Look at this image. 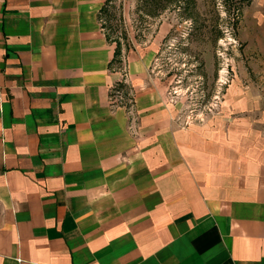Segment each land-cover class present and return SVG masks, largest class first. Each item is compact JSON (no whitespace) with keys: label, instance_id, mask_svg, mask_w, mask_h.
Returning a JSON list of instances; mask_svg holds the SVG:
<instances>
[{"label":"crops","instance_id":"0c3cea01","mask_svg":"<svg viewBox=\"0 0 264 264\" xmlns=\"http://www.w3.org/2000/svg\"><path fill=\"white\" fill-rule=\"evenodd\" d=\"M105 2L0 0V264H264L262 125H185L136 55L130 134Z\"/></svg>","mask_w":264,"mask_h":264},{"label":"rangeland","instance_id":"374dc122","mask_svg":"<svg viewBox=\"0 0 264 264\" xmlns=\"http://www.w3.org/2000/svg\"><path fill=\"white\" fill-rule=\"evenodd\" d=\"M262 15L264 0H107L101 25L121 72L150 60L147 81L191 123L251 119L264 131Z\"/></svg>","mask_w":264,"mask_h":264},{"label":"built area","instance_id":"2783aa9c","mask_svg":"<svg viewBox=\"0 0 264 264\" xmlns=\"http://www.w3.org/2000/svg\"><path fill=\"white\" fill-rule=\"evenodd\" d=\"M129 78L124 70L121 72L120 82L109 89V105L112 109H121L127 117V130L133 136L138 132V114L136 111V99L133 89L128 88ZM184 117L185 125L191 123L188 116Z\"/></svg>","mask_w":264,"mask_h":264},{"label":"trees","instance_id":"16d2710c","mask_svg":"<svg viewBox=\"0 0 264 264\" xmlns=\"http://www.w3.org/2000/svg\"><path fill=\"white\" fill-rule=\"evenodd\" d=\"M106 2H107V0H106ZM106 2H105V5H106ZM105 7V6H104ZM104 7H103V9H102V11H101V15H102V13H103V10H104ZM115 59H113V62L114 63H119V58L117 59V57H119V52H118V45H117V47H116V49H115Z\"/></svg>","mask_w":264,"mask_h":264}]
</instances>
